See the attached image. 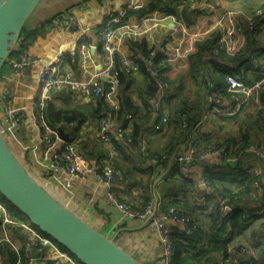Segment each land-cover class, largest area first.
<instances>
[{"label": "crops", "instance_id": "obj_1", "mask_svg": "<svg viewBox=\"0 0 264 264\" xmlns=\"http://www.w3.org/2000/svg\"><path fill=\"white\" fill-rule=\"evenodd\" d=\"M123 2L124 0H41L25 24L26 32L20 38V46H18L16 54L8 58L0 71V81H3L5 86L15 93L18 105L24 110L27 120L25 127L11 146L12 151L43 187L42 174L46 172L51 151L45 149L40 142L39 130L33 123L31 113V103L40 96L37 81L40 68L43 64H51L58 55L62 54L65 58L64 70H70L77 79L95 78L103 84L107 82L108 80L103 78L101 74L105 69L107 59L101 54L94 32L102 25L106 14L111 12V8L117 14L120 12ZM262 2L264 0H194V4L186 7V11L180 14L179 18L182 25L181 30L176 34L173 31L171 20L163 12L156 9L152 0H133L136 9L129 18L131 26L117 30L114 37L115 54L112 69L115 70L116 65L121 64V61L125 58L136 59L135 51L129 46L130 43H144L147 49H153L152 52L163 54L167 59L168 66L171 65L167 71V78L169 84L173 87V91L170 93L171 96L168 101H166V110H170L169 106L174 109L184 103L188 107L186 110H191L190 115L195 116L198 112V110L192 109L194 101L198 99L195 90H192V93L182 94V92L183 89L195 87L190 81L189 69L190 57L197 53L198 43L210 39L214 33H218L219 35L216 34L218 36L227 34L228 49L225 55L227 57L228 55H234L246 43L245 32L243 37H239L236 33L237 27L243 26L245 16H250L256 9L255 7ZM61 10L79 21L81 27L77 32L71 29L67 18H64L60 25L55 28L44 25L46 20L48 21L52 15ZM261 23L260 28H257L254 33L260 44L255 51L259 53V58L264 61V20ZM244 29L247 30L246 27ZM79 34L88 36L91 56L87 67L79 66L74 55ZM246 34L251 33L247 32ZM157 47L159 48L157 49ZM19 52L21 54L25 52L31 54L36 62L26 75L14 78L10 62L15 59L14 57L19 58ZM210 57L212 58V56ZM208 58L206 55L203 59L208 60ZM155 68L151 60L146 62L143 68L139 66L137 72L130 77L125 93H121L118 84L114 86L108 82L111 91L103 94L101 98L99 96L93 97L91 94L84 92L73 93L62 90L50 92L49 95H46L45 100L46 106L60 113L61 119H63L54 122L55 130L63 139L65 138V141L69 140L71 136H76L77 148L88 162L85 174L74 181L70 194L51 195L59 197L58 199L55 198L67 209L92 228L112 239L140 264H159L161 246L157 233L148 227L149 219L120 222L117 213L106 212L102 199L108 190L112 189L131 208L141 210L145 201L155 202L156 196H165L163 180L169 177L171 164L174 162L169 160L166 165L160 168L154 167L153 170H150V166H155L157 161L153 160V157L146 151L140 152L138 146L131 147L132 151H124L117 147L115 158L111 161V164L118 171L117 178L107 186L96 180L94 175L97 166L103 167L108 163L109 148L96 141L93 132L97 127L96 116L102 114L104 108L117 109L121 97L125 96L129 98L132 106L131 117L129 116L131 121L125 129L128 142L137 141L132 138L135 129L138 133L143 131L145 132L144 135H150V151L158 152L165 147L166 142H170L168 138L173 120L170 121L167 127L162 129L163 131H160L161 129L156 130L157 121H155V118L157 117L152 109L158 101L150 102L151 97L154 95L152 71ZM100 100L103 101L100 104L99 111H97ZM207 101L208 99L205 102ZM210 102L223 103L224 98L221 96L215 98L214 94ZM253 108L248 107L246 111H251ZM211 131L215 136L223 133V130L219 128V122ZM189 141L179 138L174 152H182ZM208 143L210 141L206 140L204 145ZM261 145L264 144L261 143ZM238 163L242 167L256 170L258 181L264 187V171L250 152L241 157ZM181 165H183V169L188 166ZM207 165L217 166L219 164L214 158H208L200 165L196 166L195 164V166H189L184 170L192 179L198 180L197 188L199 191H202V179L200 177ZM143 177L149 182L150 187L137 183ZM49 190L47 189L48 192ZM181 196V193L178 192V197ZM88 198H91L93 202H88ZM199 198L198 196L196 201H199ZM236 205L239 206L237 203L230 204V211L231 207H237ZM253 206L254 204H249L250 208H253ZM257 210L258 213L252 219L251 228L244 232L239 241L251 233L264 238V216H260L264 214V201ZM16 241L18 242V240ZM260 248L256 247L257 255H259ZM241 264L253 263L250 258L244 259Z\"/></svg>", "mask_w": 264, "mask_h": 264}, {"label": "built area", "instance_id": "obj_2", "mask_svg": "<svg viewBox=\"0 0 264 264\" xmlns=\"http://www.w3.org/2000/svg\"><path fill=\"white\" fill-rule=\"evenodd\" d=\"M157 9L165 14L173 24V31L177 34L181 30L180 14L181 11L194 4V0H156ZM169 6V7H167ZM167 7V8H166ZM136 6L133 0H124L122 9L117 14L112 8L111 12L107 13L104 22L94 32V37L97 40L101 54L107 59L105 69L101 72L102 77L107 79L112 85H117V73L112 69L114 64V37L116 31L124 27H130L129 18L135 12ZM169 9V10H168ZM254 16H262V12L254 10ZM64 18L68 19L71 29L77 32L81 25L73 16L67 15L64 10L56 12L50 17L48 26L55 28L60 25ZM253 16H245L243 26H238L236 33L239 37L244 36V32L251 31L254 27ZM227 34H220L216 41L215 46L211 49L210 55L214 58L220 54H225L228 49ZM155 52L150 54L151 57ZM74 55L77 59L79 66L87 67L90 63L91 49L86 34H79L75 45ZM251 66H255L258 62L257 54L249 57ZM148 62L151 58L143 59ZM65 58L62 54L58 55L51 64H43L38 73L37 81L40 90V96L31 103L32 107V120L39 130L40 142L45 149L51 151L50 160L48 162L46 172L42 174V182L44 188L50 189L49 193L53 195L70 194L74 181L81 178L87 170V159L79 152L75 141L68 142L62 141L59 133L46 121L45 108H46V93L53 91H69L73 93L84 92L91 94L93 97H98L103 94V83L98 82L95 78L88 80L77 79L70 70H64L63 65ZM33 56L27 52L22 53L18 59L12 60V76L20 78L26 75L35 63ZM122 69L131 77L137 72L139 65L130 58H125L121 61ZM199 71L204 73L206 77L211 76V71L206 67L198 65ZM112 69V70H111ZM154 82L158 87V95L155 98L158 102L153 105L152 111L154 115L159 118L157 121V129H163L170 123V112L166 110L165 98L168 97L172 86L164 81L166 75L156 68L152 71ZM258 79H254L249 83L243 80V77L237 73L228 75L226 81V91L228 97L223 103L215 104L210 102L213 99L210 96L206 102L205 109L199 122L193 127V134L190 136L188 145L182 152H174L169 160L177 164H184L193 166L199 162L205 161L208 158H214L217 162H224L235 164L241 159V154L236 150V145L227 143L225 141L211 142L210 144L203 145L199 143L198 133L205 124L212 122L217 118L226 120L235 119L241 112L245 111L248 107H256L260 104V95L264 85V72L258 75ZM154 100H151L152 102ZM129 118V116H128ZM26 115L24 110L18 105L17 96L14 92L8 89L7 86L0 81V129L3 136L6 138L10 146L13 145L16 138H18L21 130L26 125ZM176 121L181 129L187 128V116L185 113L179 112L176 115ZM118 121L112 117L101 118L97 122V127L93 132L95 140L101 144L108 146L109 158L106 166H97L95 170L96 180L109 186L114 178L117 176V169L111 164L117 152L115 140L126 151H132L128 141L126 140L125 129L118 125ZM204 125V126H203ZM113 133L111 134V132ZM202 132V131H201ZM150 135L142 136L138 149L140 152H145L148 148V141ZM263 143V142H262ZM262 146V145H261ZM239 152V153H238ZM245 152H250L255 159L260 163L264 171V147L256 146L247 148ZM166 156V154H165ZM155 161L157 159L155 158ZM250 172L256 177L253 180L251 190L248 196L242 199L243 204L260 202L264 196V187L258 181V172L251 169ZM193 180V191L198 190V180ZM202 181L201 190L204 193L203 197L199 198L202 206L206 210L218 209V211L227 215L230 214V207L228 199L221 198L215 189L209 185L207 181ZM46 189V190H47ZM88 202H93L88 198ZM104 209L108 213H113L119 216L120 222H128L131 220H147L148 227L154 230L159 238L161 246L159 260L162 264H168L172 255V236L171 230L167 225H175L178 228H186L190 222L191 217L187 213L176 210L173 207H167L160 199L148 201L147 204L140 210L132 209L126 202L120 199L118 195L108 190L102 199ZM263 213V212H262ZM11 214L6 204L0 200V235L1 244L5 243L10 247L18 256L15 264H21L20 256L28 258L26 264H81L69 252L60 248L54 240H51L45 235H41L35 229H31L27 224L19 225L16 221L11 219ZM242 218H248V215L243 214ZM248 222V221H247ZM22 226L29 232L28 242L19 243L13 239V231ZM251 228V223L246 230ZM229 232V230H227ZM236 247L239 249L236 251ZM256 247H261L264 250V238L258 234L247 235L243 240H234L229 244L227 249V257H219L216 262H208L207 264H241L243 259L253 258L258 262L264 261V253L261 257H257ZM32 254L36 257L33 258ZM5 257L0 252V264L3 263ZM254 264V263H253Z\"/></svg>", "mask_w": 264, "mask_h": 264}, {"label": "trees", "instance_id": "obj_3", "mask_svg": "<svg viewBox=\"0 0 264 264\" xmlns=\"http://www.w3.org/2000/svg\"><path fill=\"white\" fill-rule=\"evenodd\" d=\"M252 1H256V0H252ZM155 2H159V1L152 0L153 5L156 6ZM255 8H256L255 10H259L262 12V16L255 17L254 11L250 14L253 16L255 22L254 27L251 31H247V30L245 31L246 43L244 47L234 55L232 56L228 55L227 57L225 54H220L219 56L214 58L210 57L211 56L210 51L215 46L216 41L219 38L218 33H214L210 39L198 43L197 53L191 55L190 57V69H189L190 80L193 82L195 86L194 90L196 92V95L198 96V99L194 101L192 109H196L198 110V112L195 114V116H191L189 113L191 110L190 111L186 110L188 109V107L184 103H182L181 106L174 109H172L171 106H169L170 108L169 111H171L170 121L173 120V122H172L171 132L168 138L170 142L168 143L166 142V144L164 145L165 147L171 145L172 148L174 149L175 146L178 145L177 143L179 142V138H184L187 141L190 140V136H192L193 134L192 132L193 127L199 122L202 116V112L205 109V104H206L205 101L210 96L212 97V95L215 94V98L221 96L222 98H224V100L228 97V93L226 91V81H225L228 75L232 73H237L243 77V80L246 83H249L254 79H258L259 78L258 75L264 72V61L259 58L260 57L259 53L255 51L256 49L259 48L260 44L258 40H256V36L254 34L257 31V28L258 29L260 28L262 24L261 22L264 20V2H262L260 5L256 6ZM186 9L187 8H184L181 11V14L184 13ZM48 23L49 20L48 21L46 20L44 25H47ZM25 32H26V27L24 25L21 30L16 47L11 52L10 57L16 54L15 52L18 49V46H20V38L22 34H24ZM247 32H250L251 34H246ZM129 46L133 51H135L136 59L135 60L132 59V60L135 61L139 66L143 68L146 64V61H144L143 59L149 57L151 58V62L154 63L157 70L160 66L162 71H165V67L167 66V59L163 54L155 53L154 57H151L150 54H152L153 49L152 50L147 49L144 43H139V44L130 43ZM253 54H257V58H258V62L254 67L251 66L249 63L250 60L249 57ZM20 55L21 53L19 52V57ZM206 55L209 57L208 60L203 59ZM14 58L18 59L16 57ZM225 62H228L229 64ZM116 63L117 62L115 61V64ZM198 65H202L206 67L208 71H211V76L206 77L204 73H201L199 71ZM115 72L117 73L116 78L118 80V85L121 90V93H125L130 82V77L122 69L121 64L116 65ZM164 81L168 82L167 78H165ZM153 83L154 86L152 88L154 91V95L151 97V100H155V98L158 95V87L155 84L154 80ZM103 87H104L103 94H107L109 91H111V86L108 83V81L103 84ZM102 95H100L99 97L101 98ZM170 96L171 94L168 95L166 101H168ZM102 101L103 100H100L98 102L97 111H99V107ZM119 102L120 104L117 105V109L104 108L105 109L104 112L96 116L97 122L101 118L112 117L118 121L119 126L121 125L123 129H126L129 121H131L130 111L132 110V106L130 104L129 98L125 96L121 97ZM150 109H152V107H150ZM252 110L253 113L256 114L259 120L261 118H264V85L260 95V104L254 107ZM179 112L181 113L183 112L186 114L187 128L181 129L178 122L176 121V115ZM248 112L251 113L250 111L245 110L241 112L236 118L242 117ZM128 116L130 117L128 118ZM249 116L250 115L247 114V118H249ZM236 118L233 120H236ZM45 119L53 128L55 127L54 122H57L58 120H63L61 119L60 113H58L54 109H50L47 106L45 108ZM158 120H159L158 117L155 118V121ZM220 120H226V119L217 118L212 122H208L207 124H205V126L203 125L204 127L200 129L199 130L200 132L197 134L199 143L204 145L206 140L210 141V143L219 142L222 140L227 143L236 145L235 146L236 150L240 152L241 157L247 154V152H245L247 148H252L256 146H260L261 148L264 147V145L261 146V143L264 138L256 139L255 142H253V139L251 137V132L249 131L248 126H246L245 124L239 127L240 131L237 133L226 131V134L222 133L223 135L221 138L216 137L211 130ZM144 133L145 132L143 131L138 133L135 129L133 131L132 138H135L137 141L135 140L136 142H134V144L131 141L130 143L132 146L130 145V147H137ZM175 135L178 136L175 137ZM126 140L128 141L127 137ZM73 141L75 142L77 141L76 136L75 137L71 136L68 140V142H73ZM115 144L116 147H119L125 151V149L121 147L116 140H115ZM149 148L150 145L148 141V148L146 152L152 157L156 156L157 152L150 151ZM173 149L170 151L167 150L168 153L166 154L167 161L164 160L165 162L162 163L157 162L155 166H150V170H153L154 167L160 168L161 166L166 165V163L169 162V155L171 156L174 153ZM239 161L240 160H238V162ZM203 162L204 161L199 162L198 164H196V166L200 165ZM238 162L235 164L217 162L219 164L217 166L207 165L204 168V171L202 172V175L200 177L202 180L207 181L209 185L215 189V191L221 198L228 199L229 205L230 204L232 205L233 203L234 204L237 203L239 205V206L236 205L237 207H231L232 209L230 214L226 216L221 214L218 211V209L215 208L211 210H206V207L202 206L199 201H196L197 197L198 196L203 197L204 193L203 191H199V189L195 190V192L193 191L194 182L190 180L186 172H184V170L187 169L189 166H186L183 169L182 167L183 165L181 164H177V163L171 164L172 168H171V172H169V177L163 180V189L165 190L166 194L163 197L162 201L164 202L165 206L173 207L176 210L182 211L190 215L191 222L184 229L178 228L175 225H167L171 230V236L173 241L172 255L168 264H207L208 262L215 263L217 258L222 256L227 257L228 256L227 249L229 247V244L234 240L239 241L240 237L244 235V232L252 222V219H254L257 216L258 213L257 208L259 206H262L264 198H262L259 203L254 202L253 208L249 207V204H252V202L248 204L242 203V199L244 198V196H248L252 192L251 186L253 180L256 177L250 172L249 168L242 167ZM115 178H117V176ZM137 183L141 185L145 184L143 180H140ZM109 191L115 193L112 189H109ZM178 192L181 193V195L183 196L178 197ZM187 194H189V197ZM148 201H145L143 207L147 204ZM134 210L140 211V209H134ZM243 214L248 215L249 219L242 218ZM260 216L263 217L264 214ZM10 217L12 220L16 221L19 225L27 224L31 229H35L41 235H45L44 233L40 232L38 228L32 225L25 218V216L20 212H18V210H16L15 208L13 214H11ZM227 230H229V232ZM25 232L29 234V232L25 230L22 226H19L18 229L15 228V230L12 233V235L14 236L13 239H16V235H19V237L17 238L19 243L28 242V234H26ZM0 239H1V235H0ZM60 248L65 250L61 246ZM238 249L239 247H236V251ZM0 252L5 257L2 264H15V262L18 259L17 254L5 243L1 244V241H0ZM20 252H21V256H20L21 264H26L28 258L24 257V255L22 254V250H20ZM263 253L264 250L260 249L259 255L257 257L258 258L261 257ZM214 256H215V260H214ZM251 262L254 264H261L263 262L264 264V261L258 262L253 258H251Z\"/></svg>", "mask_w": 264, "mask_h": 264}, {"label": "water", "instance_id": "obj_4", "mask_svg": "<svg viewBox=\"0 0 264 264\" xmlns=\"http://www.w3.org/2000/svg\"><path fill=\"white\" fill-rule=\"evenodd\" d=\"M40 2L0 0V71L16 47L23 26ZM60 138L65 141V138ZM0 195L81 264H140L112 239L67 209L37 182L12 151L1 129ZM32 257L36 255L32 254Z\"/></svg>", "mask_w": 264, "mask_h": 264}, {"label": "rangeland", "instance_id": "obj_5", "mask_svg": "<svg viewBox=\"0 0 264 264\" xmlns=\"http://www.w3.org/2000/svg\"><path fill=\"white\" fill-rule=\"evenodd\" d=\"M153 57H154V55H153ZM171 65H169L168 66V64H167V66L165 67V71H162V69L160 68V66H159V68H158V70L160 71V72H162V73H164L165 75H166V78H167V71H168V69H170L169 67H170ZM167 80H168V78H167ZM191 81V80H190ZM169 83V82H168ZM191 83H193L192 81H191ZM170 85V84H169ZM170 86H172V85H170ZM192 90H194V88H188V89H183V92H182V94H185L186 92L187 93H192ZM173 91V87H172V90H171V92ZM171 92H169V94L171 93ZM168 94V95H169ZM167 98V97H166ZM166 98H165V103H166ZM251 113H247V114H249L250 116H249V118H247V114H245L244 116H242V117H239V118H236V120H220V121H218L219 122V128H221L222 130H223V134H226V131H230V132H233V133H237V132H239L240 131V126H242L243 124H245L246 126H248V128H249V131L251 132V137H252V139H253V142H255V140L256 139H263L264 138V136H263V134H264V118H261L260 120L257 118V116H256V114L255 113H253V110H251L250 111ZM246 116V117H245ZM256 124V125H255ZM160 131H163V130H160ZM154 132H155V130H154ZM156 132H158V131H156ZM222 133H219L216 137H218V138H221L222 137V135H223ZM263 142H264V139H263ZM128 144H129V142H128ZM133 144H134V142H133ZM131 145V143L129 144V146ZM132 146V145H131ZM177 147V146H176ZM175 147V148H176ZM131 148V147H130ZM174 148V149H175ZM173 148H172V146L171 145H168V146H166V147H164L163 149H161V150H159L157 153H156V156H154L153 157V160L156 158L157 159V162H165L164 160H166L167 161V159H166V156H165V154H168L167 153V150H172ZM173 149V150H174ZM131 150H132V148H131ZM170 158V157H169ZM142 180L143 181H147L144 177L142 178ZM148 182V181H147ZM147 182H145V185L143 184V186H149L148 184H149V182L147 183ZM150 187V186H149ZM188 195V197H189V194H187ZM186 195V196H187ZM183 196V195H182ZM56 197V196H55ZM57 199L59 198V197H56ZM158 199H160V200H162L163 199V197H161V196H156V200H158ZM0 200L3 202V203H5L6 204V206H7V208L9 209V212H10V214H13V212H14V208L12 207V205L11 204H9L7 201H5V199L0 195ZM263 255V254H262ZM244 260V259H243ZM159 264H162V262L159 260Z\"/></svg>", "mask_w": 264, "mask_h": 264}]
</instances>
